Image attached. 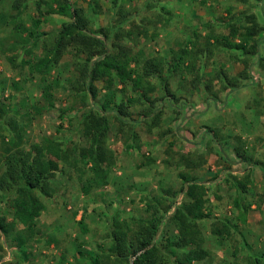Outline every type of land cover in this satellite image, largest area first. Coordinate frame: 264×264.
Masks as SVG:
<instances>
[{
    "label": "rangeland",
    "instance_id": "1",
    "mask_svg": "<svg viewBox=\"0 0 264 264\" xmlns=\"http://www.w3.org/2000/svg\"><path fill=\"white\" fill-rule=\"evenodd\" d=\"M68 1L87 20L89 34L103 38L111 51L115 45L122 46L137 62L132 61L131 67L156 60L159 77L146 79L145 87L152 88L147 92L149 102L126 104L137 95L127 85L124 91H116L112 105L103 112L101 106L108 93L103 82L94 81L97 95L90 100L78 76L77 64L83 62L84 56H73L71 50H66L46 77L47 82L58 83L52 90L54 107L49 109L41 97L43 83L39 75L20 63L22 59L42 56L41 47L49 48L61 24L70 20L53 13L57 10L53 0L0 1V103L12 102L17 110V119L22 121L19 123L23 128V147L28 149L44 137L63 143L68 149L87 146L80 116L90 110L106 117L104 146L113 156L107 184L89 191L85 188L87 169L81 174L67 167L56 172L48 181L50 197L40 196L44 208L35 221L38 233L25 253L18 252L9 236L0 231V264H85L78 252L87 254L107 248L111 244L107 234L114 221L134 229L139 221L157 214L155 210L162 215L156 204L162 208L182 202L184 193L175 166L178 152L174 146L181 145L184 153L189 148V142L183 141L179 133L185 127L183 120L177 123L187 101L197 106L196 114L204 113L211 105L217 116L226 118L227 127L212 129L220 147L232 138L224 133L233 134L237 150L231 151L229 146L226 149L233 157L244 156L247 133H254L264 147V43L258 54L252 56L213 42L216 36L227 35L232 24L246 26L245 14L257 18L261 29L256 37L264 40V0ZM36 18L41 23L34 29L32 21ZM101 30L106 37L100 34ZM28 31H33L37 38L35 47L29 43L32 39L28 38ZM185 46L191 48V54L180 71L169 73L173 59ZM243 84L247 86L237 88ZM240 89H244L241 92L245 95L229 105L223 102L225 94L236 98L241 93L234 92ZM119 104L123 105L121 111L112 109ZM197 126L191 134L203 131V126ZM207 132L212 135L209 129ZM3 136L7 137V133L3 132ZM169 138L171 142L167 141ZM193 143L197 145L192 147L195 151L204 147ZM203 151L197 153L208 155L206 147ZM257 153L255 165L264 160L263 151ZM225 168L229 172L240 171V167ZM218 174L204 173L198 178L204 184L215 183L214 187H206L204 197L210 217L198 223L202 247L210 256L206 263L264 264V181L253 185L255 180L251 176L252 183L245 185L240 210L234 201L241 195L232 187L231 180H216ZM5 217L7 222L11 221L10 215ZM81 218L88 229L86 234L81 233L78 225ZM220 221L230 226L229 236L217 238L211 233L213 222ZM21 228L17 225V229ZM160 228L169 236L175 234L167 219Z\"/></svg>",
    "mask_w": 264,
    "mask_h": 264
},
{
    "label": "trees",
    "instance_id": "2",
    "mask_svg": "<svg viewBox=\"0 0 264 264\" xmlns=\"http://www.w3.org/2000/svg\"><path fill=\"white\" fill-rule=\"evenodd\" d=\"M53 3L57 9L53 13L67 17L70 21L61 24L49 48L41 47L42 56L32 60L22 59L20 63L23 67L27 66L33 74L39 75L43 83L41 97L46 106L49 109L54 107L52 90L58 85L56 80L47 82L46 77L50 69L60 62L66 50H71L73 56H84L83 62L77 64L78 76L81 77L90 100L97 95L94 81L103 82L108 91L101 106L103 112L112 105L116 91H124L127 85H130L137 95L134 99H128L126 104L149 102L147 92H151L152 88L145 87L146 79L159 77V63L156 60H146L141 66L131 67L130 64L135 60L122 46L115 45V50L111 51L103 38L86 31L87 20L83 18L79 9L73 7L68 0H53ZM14 8L18 9L17 4ZM243 19L246 26L240 28L232 24L227 35L216 36L213 42L227 49L257 55L259 47L264 43V40L256 37L260 32V25L253 14H245ZM40 23V19L36 18L32 21V27L36 29ZM116 27L119 28V25ZM102 31L100 34L106 37ZM27 35L32 39L29 43L35 47L37 38L34 32L28 31ZM127 35H130V32ZM25 54L29 56V52ZM190 54L191 48L189 50L188 46L182 48L173 59L169 73L180 71L185 58ZM13 85L16 87V84ZM115 85H120L121 88L115 89ZM246 86L243 84L237 88ZM11 98H14L13 94ZM119 105L112 109L120 108L121 111L123 105ZM80 117L83 134L88 140L87 146L68 149L57 140L44 137L40 142H35L25 149L23 128L20 125L22 121L17 119V110L13 108L12 102L0 103V211L3 212L0 215V231L9 236L10 242L22 254L37 236L35 221L44 208L40 196L50 197L48 181L56 172H62V168L67 167L81 174L83 169H87L89 173L85 180L87 191L107 184L108 169L113 160L112 153L104 146L108 131L107 119L104 115L90 110L82 112ZM3 132L7 133V137L3 136ZM212 141L218 142L214 131ZM219 149L222 151L220 146ZM176 155L175 166L185 168V171L178 172L181 192L184 193L182 202H176L177 206L163 205L162 208L161 204H156L157 208L160 207L162 215H157L160 211L155 210L157 214H153L149 220L139 221L134 229L114 221L107 234L111 241L107 248H100L87 254L78 252L85 264H208L206 260L210 256L202 247L203 242L198 228L199 222L210 217L209 211H206L204 198L206 186L197 176L186 170L190 168L191 163L194 164L191 168H196L195 162L190 161L183 153ZM234 183L238 194L241 195L234 201V205L241 210L243 209L241 203L245 199L243 195L245 185L252 183L251 175L248 173L242 180L235 179ZM6 214L11 216L10 222L6 221ZM166 219L175 229L174 236L161 231L160 227ZM17 225L22 228L17 229ZM78 225L82 234L88 232L83 218ZM211 233L217 238H223L230 235L231 228L225 222H213Z\"/></svg>",
    "mask_w": 264,
    "mask_h": 264
},
{
    "label": "crops",
    "instance_id": "3",
    "mask_svg": "<svg viewBox=\"0 0 264 264\" xmlns=\"http://www.w3.org/2000/svg\"><path fill=\"white\" fill-rule=\"evenodd\" d=\"M244 89L236 90L234 93H241L240 95H237L236 98L231 97L230 95L225 94L223 97V102L227 103L229 105L231 101H236L238 97L245 95L246 92H241ZM190 100V97L187 96ZM187 97H184L186 100ZM187 104V105H186ZM183 105L182 109H184L179 117V120L177 123H179L181 120H183V128L182 131L179 133L181 136H183L184 140L189 142V148H186V153H184L181 150V145L180 147L179 144L178 146H174V150L177 151L178 153H183L184 156H186L190 161L195 162V165H197L196 168H191L194 164L191 163L190 168L186 169L189 173H191L193 176L201 177L204 173H212V175H216V173H220L216 176V180L219 179V182L223 181V179H228L231 180L232 187L235 188L234 186V181L236 180H242V178L250 173V175L254 178L255 182L253 185L260 183L264 181V160L262 161V164L255 165L256 160L258 159L257 156V151H263L264 155V147L263 145L259 144L256 136L251 133H247L246 137H248V140L245 142V147L244 150V156L242 158L237 157L236 155L233 157L230 150L232 151L233 149H236V144L233 139V134L230 133H224L229 135L232 138L228 140V144H225V146H222V151L219 149L218 144L215 141H212V135L211 133H208L207 130L209 129L211 132H213L215 128H224L227 127L226 124V118L224 116H217L216 112H214L213 106H209L208 108L204 110V113L202 114H196L195 111L197 110V106L195 107L192 102L187 101V103ZM186 105V106H185ZM233 106V105H232ZM189 110L187 113L186 111ZM203 111V110H202ZM179 114V113H178ZM180 115V114H179ZM188 115V116H187ZM197 115V118H193V116ZM205 121V122H204ZM197 125H201L203 127L202 130L198 132L197 134H191L193 131H196L198 129ZM177 126V125H176ZM181 127V126H180ZM213 128V129H212ZM213 130V131H212ZM225 132V130H223ZM207 133V134H206ZM249 134V135H248ZM237 134H235L236 137ZM194 136V137H193ZM196 139V140H195ZM224 139H227L226 136H224ZM223 139V140H224ZM251 140V142H249ZM167 141L171 142V138H169ZM175 141H178V138H175ZM193 141H196L198 143H201L202 147H206L208 151L207 154L203 151L204 147L202 149H198L197 151H203V153H197L192 147L197 146L196 143H193ZM233 142V145L231 143ZM192 143V144H191ZM227 143V142H226ZM221 144V142H220ZM229 147L230 150H228V153L226 152ZM225 151V152H224ZM243 151V150H242ZM253 152V153H252ZM251 154H254L253 157L251 158ZM262 155V154H261ZM262 158V157H261ZM260 159V158H259ZM261 161V160H260ZM199 163V164H198ZM252 163L253 166L250 165ZM227 166H230L232 169H236L237 167H240V171L236 172L235 170L232 172H229V168H225ZM202 167V168H201ZM178 172L180 171H185L184 166H179L177 168ZM231 173V174H230ZM228 175H231L233 177H230ZM210 176V175H209ZM258 178V179H256ZM259 180V181H258ZM230 183V185H231ZM215 183H208L205 184V186L208 187H214ZM229 185V186H230ZM228 188V187H227ZM236 190V188H235Z\"/></svg>",
    "mask_w": 264,
    "mask_h": 264
}]
</instances>
